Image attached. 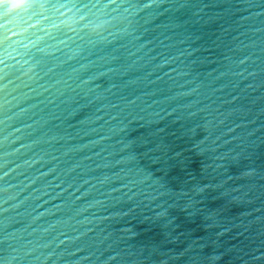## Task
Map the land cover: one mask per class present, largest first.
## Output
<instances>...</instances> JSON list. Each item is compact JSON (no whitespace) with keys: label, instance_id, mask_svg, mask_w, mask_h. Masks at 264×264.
I'll return each instance as SVG.
<instances>
[{"label":"water","instance_id":"95a60500","mask_svg":"<svg viewBox=\"0 0 264 264\" xmlns=\"http://www.w3.org/2000/svg\"><path fill=\"white\" fill-rule=\"evenodd\" d=\"M0 6V264H264V0Z\"/></svg>","mask_w":264,"mask_h":264},{"label":"clouds","instance_id":"9594fccd","mask_svg":"<svg viewBox=\"0 0 264 264\" xmlns=\"http://www.w3.org/2000/svg\"><path fill=\"white\" fill-rule=\"evenodd\" d=\"M11 2H12V0H0V6H6L7 5L9 8H12Z\"/></svg>","mask_w":264,"mask_h":264}]
</instances>
